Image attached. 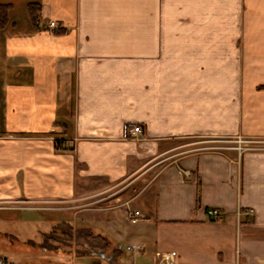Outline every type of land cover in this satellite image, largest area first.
Here are the masks:
<instances>
[{
    "label": "crops",
    "instance_id": "crops-1",
    "mask_svg": "<svg viewBox=\"0 0 264 264\" xmlns=\"http://www.w3.org/2000/svg\"><path fill=\"white\" fill-rule=\"evenodd\" d=\"M0 6V202L144 181L127 201L140 200L143 221L120 208L87 227L104 245L85 252L92 264H128L105 244L126 238L141 249L128 250L131 264L170 252L175 264H264V147L236 150L264 145V0ZM133 125L144 133L129 140ZM195 138L236 146L179 154L167 144ZM149 192L153 209L140 198Z\"/></svg>",
    "mask_w": 264,
    "mask_h": 264
},
{
    "label": "rangeland",
    "instance_id": "rangeland-1",
    "mask_svg": "<svg viewBox=\"0 0 264 264\" xmlns=\"http://www.w3.org/2000/svg\"><path fill=\"white\" fill-rule=\"evenodd\" d=\"M167 144L171 148L179 147L176 150L179 154L190 150L221 151L236 146L234 142L210 138L175 140ZM249 148H253V145ZM76 182L78 184L79 180ZM129 182L111 188L103 182H86L85 189L77 188L74 198L66 201L0 202V257L8 258L15 264H92L95 260L85 252L100 251L104 245L93 237L96 231L91 232L87 227L92 224L97 227L98 222L104 224L109 219L106 213L111 210L139 207L140 200L127 201L142 188L144 181L128 187ZM151 194L149 192L140 198L153 209ZM117 198L119 201H116ZM126 227L132 226L127 224ZM107 243L109 254L119 250L124 263L134 262L135 258L130 257L128 247L139 246L138 241L126 238L118 242L115 248L111 240H106ZM146 251H153L152 244ZM146 255L151 258L148 252Z\"/></svg>",
    "mask_w": 264,
    "mask_h": 264
},
{
    "label": "built area",
    "instance_id": "built-area-1",
    "mask_svg": "<svg viewBox=\"0 0 264 264\" xmlns=\"http://www.w3.org/2000/svg\"><path fill=\"white\" fill-rule=\"evenodd\" d=\"M49 28L51 30H56L57 26L55 23L51 22L49 24ZM144 131L142 129V127L138 126V125H133V126H129L126 129V138L129 140H136L139 137H141L143 135ZM241 144H243V142H241L240 140L238 141V148L237 150L239 152H242L244 150H251V149H263L259 146H253V148H243L241 147ZM180 172V177H189V173L187 171H179ZM210 216H216L217 215V211L216 210H212L209 212ZM145 219V217L137 210H129L127 212L126 215V220L127 222L131 223V224H136L139 221H143ZM128 250L130 252H139L141 249L139 246H131L128 248ZM156 260H157V264H175V259H176V253L174 252H170V253H157L155 255ZM0 264H15L13 263L11 260H9L8 258L5 257H0Z\"/></svg>",
    "mask_w": 264,
    "mask_h": 264
},
{
    "label": "trees",
    "instance_id": "trees-1",
    "mask_svg": "<svg viewBox=\"0 0 264 264\" xmlns=\"http://www.w3.org/2000/svg\"><path fill=\"white\" fill-rule=\"evenodd\" d=\"M34 8H32L31 6V19L33 21V23H36V16L34 15ZM6 24V11H5V7H1L0 6V28H4ZM199 200V195L197 196V202Z\"/></svg>",
    "mask_w": 264,
    "mask_h": 264
}]
</instances>
